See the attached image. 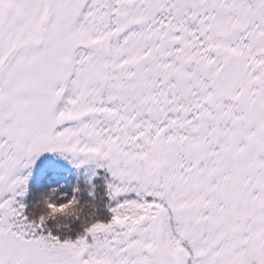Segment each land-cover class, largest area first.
Listing matches in <instances>:
<instances>
[{"label":"snow or ice","instance_id":"6c2138e0","mask_svg":"<svg viewBox=\"0 0 264 264\" xmlns=\"http://www.w3.org/2000/svg\"><path fill=\"white\" fill-rule=\"evenodd\" d=\"M0 264H264V0H0Z\"/></svg>","mask_w":264,"mask_h":264}]
</instances>
